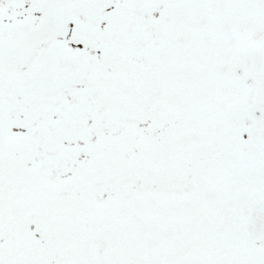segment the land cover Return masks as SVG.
Instances as JSON below:
<instances>
[{"label": "snow or ice", "instance_id": "obj_1", "mask_svg": "<svg viewBox=\"0 0 264 264\" xmlns=\"http://www.w3.org/2000/svg\"><path fill=\"white\" fill-rule=\"evenodd\" d=\"M0 264H264V0H0Z\"/></svg>", "mask_w": 264, "mask_h": 264}]
</instances>
